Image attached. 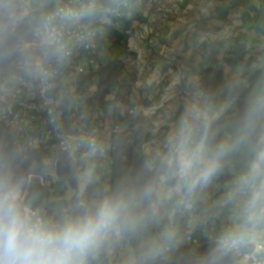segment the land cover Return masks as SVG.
Returning <instances> with one entry per match:
<instances>
[{
    "label": "clouds",
    "instance_id": "obj_1",
    "mask_svg": "<svg viewBox=\"0 0 264 264\" xmlns=\"http://www.w3.org/2000/svg\"><path fill=\"white\" fill-rule=\"evenodd\" d=\"M173 2L0 0V264H264V0L165 78L124 41Z\"/></svg>",
    "mask_w": 264,
    "mask_h": 264
},
{
    "label": "crops",
    "instance_id": "obj_2",
    "mask_svg": "<svg viewBox=\"0 0 264 264\" xmlns=\"http://www.w3.org/2000/svg\"><path fill=\"white\" fill-rule=\"evenodd\" d=\"M167 16H164V18ZM163 18V17H162ZM162 19V24L158 30H147L145 25H133L134 31L126 34L127 38L124 41V44L127 46V53L130 58V61L137 65H146L147 71H150L157 65L162 63V71L164 77H168L173 74L180 66L174 61L167 59L168 55L175 54L179 56L180 60H183L188 57L189 54L195 55L193 50H188L185 47H182L180 44H174L176 42V37H173L168 33L166 27V20ZM180 40H186V36H180ZM130 75L131 79L127 82L131 83L130 86V99L133 96L135 90V82L140 79L143 73L139 70V67H135L126 75ZM134 77V80H132ZM138 100L141 98L148 99L143 93H139L137 96Z\"/></svg>",
    "mask_w": 264,
    "mask_h": 264
},
{
    "label": "rangeland",
    "instance_id": "obj_3",
    "mask_svg": "<svg viewBox=\"0 0 264 264\" xmlns=\"http://www.w3.org/2000/svg\"><path fill=\"white\" fill-rule=\"evenodd\" d=\"M192 0H174L173 3H170L167 8V12L165 16L163 17L166 20V27L164 29L168 30V33L171 34L173 37H176V42H173L174 44H180L182 47L187 48L189 51L192 49V44L196 39L197 33L201 31L202 29L209 27L211 22L204 21L201 19L198 14L193 13L188 9V4L191 3ZM217 11L222 13L221 7L217 6ZM162 18V19H163ZM221 18H223V15H221ZM163 25V24H162ZM180 36H186V40H180ZM193 54H189L187 58L180 60L179 56L170 54L168 55L167 59L176 61L179 66L187 64L191 62L194 59ZM127 80L131 79V76L128 74L126 75ZM132 80H134V77H132ZM132 84L127 82V87L122 90V96L121 99L124 100V102H129L130 100V86ZM101 97V98H100ZM100 98V103L99 102ZM107 100L106 95H99L96 96L95 99L92 101L94 105H104ZM140 102L147 104L149 101L147 99L141 98L139 100Z\"/></svg>",
    "mask_w": 264,
    "mask_h": 264
},
{
    "label": "trees",
    "instance_id": "obj_4",
    "mask_svg": "<svg viewBox=\"0 0 264 264\" xmlns=\"http://www.w3.org/2000/svg\"><path fill=\"white\" fill-rule=\"evenodd\" d=\"M109 83L111 82L110 80L108 81ZM101 98V97H100ZM100 98H99V102L98 103H100ZM102 107L104 106V105H101Z\"/></svg>",
    "mask_w": 264,
    "mask_h": 264
},
{
    "label": "built area",
    "instance_id": "obj_5",
    "mask_svg": "<svg viewBox=\"0 0 264 264\" xmlns=\"http://www.w3.org/2000/svg\"><path fill=\"white\" fill-rule=\"evenodd\" d=\"M101 109L103 108L102 106H99Z\"/></svg>",
    "mask_w": 264,
    "mask_h": 264
}]
</instances>
